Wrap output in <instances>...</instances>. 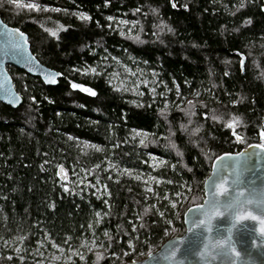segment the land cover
Returning a JSON list of instances; mask_svg holds the SVG:
<instances>
[{
	"label": "trees",
	"instance_id": "obj_1",
	"mask_svg": "<svg viewBox=\"0 0 264 264\" xmlns=\"http://www.w3.org/2000/svg\"><path fill=\"white\" fill-rule=\"evenodd\" d=\"M0 17L62 74L49 86L7 67L22 103L0 102V264L142 259L184 233L217 157L264 144V0H0ZM121 65L154 76L155 95L117 88Z\"/></svg>",
	"mask_w": 264,
	"mask_h": 264
},
{
	"label": "water",
	"instance_id": "obj_2",
	"mask_svg": "<svg viewBox=\"0 0 264 264\" xmlns=\"http://www.w3.org/2000/svg\"><path fill=\"white\" fill-rule=\"evenodd\" d=\"M0 26V102L17 108L22 97L15 90L8 66L39 77L49 86L57 85L62 74L38 61L30 50L26 33L7 25L1 17ZM15 30L23 34L26 43ZM17 44L21 47L17 48ZM244 64L245 57L240 56L241 69ZM49 73L59 74L55 84L46 82ZM68 82L72 90L83 91V85ZM73 84L81 88H73ZM258 145L220 155L227 157L224 161L217 157L203 184V201L184 212V233L166 239L151 255L126 264H264V234L259 231V221H235L236 215L249 211L264 218V210L247 203L264 200V149ZM57 174L61 181L68 180L69 174L63 165L58 166ZM218 185L227 189L226 196L214 198ZM241 192L243 195H238ZM229 204L232 206L226 207ZM216 212L221 215H215Z\"/></svg>",
	"mask_w": 264,
	"mask_h": 264
},
{
	"label": "rangeland",
	"instance_id": "obj_3",
	"mask_svg": "<svg viewBox=\"0 0 264 264\" xmlns=\"http://www.w3.org/2000/svg\"><path fill=\"white\" fill-rule=\"evenodd\" d=\"M115 27L118 28L120 33H125V32L131 33L133 22H129L126 20H118ZM114 78L115 80L113 79V82H114V85L117 86V88H123L124 86L126 88H129L128 90L132 94H136V93L141 94L145 89H147V91L149 92L151 96L155 95L156 78L154 76H152L151 78H148L147 75L144 72H141L140 70L131 71L126 66L121 65L120 68H117V67L115 68ZM137 136H139L140 138L144 137V135L140 133H138ZM160 164H161V161H159L158 159L154 157L150 158V162H149L150 166L158 167ZM149 179H151V177ZM72 180H73V177H71V174H69L67 181L71 182ZM143 180L148 181V178L145 177L143 178ZM78 181L79 183H85L84 180H81V179H78ZM88 186L90 188H93L96 192H99L102 189V185H100V183L98 182L91 183ZM150 186H151L150 184L149 185L147 184L145 185V188L150 189ZM184 203L180 207V210L183 209ZM180 210L177 212V214H180ZM58 250H59L58 254L54 253L51 257L52 259L58 258L60 257V255L61 256L63 255V250L61 248H58ZM101 250L102 248L100 246H97L93 241L91 242V244H89V252H92V251L99 252ZM66 258L69 260L71 257L66 256Z\"/></svg>",
	"mask_w": 264,
	"mask_h": 264
},
{
	"label": "snow or ice",
	"instance_id": "obj_4",
	"mask_svg": "<svg viewBox=\"0 0 264 264\" xmlns=\"http://www.w3.org/2000/svg\"><path fill=\"white\" fill-rule=\"evenodd\" d=\"M10 2H12V3H16V0H10ZM26 6H27L28 8H30V9L40 10V6H39L38 4H28V5H26ZM173 6L175 7L176 5L173 4ZM240 6L243 7V3H241ZM45 10H46V9H45ZM57 11H58V9H57ZM80 18H81V19H84V20L90 19V17H88V16H86V15H84V14H81V15H80ZM110 19H111V18H110ZM0 27H2V26H0ZM15 31H16V32L18 33V35L20 36L21 40H24V42L26 43V40L24 39L23 34H22V33H19V30H15ZM51 35H52V36H56L57 33H56L55 31H52V32H51ZM16 47L19 48V47H21V45H20V44H17ZM93 71H94V70H93ZM57 75H59V74H57V73H49L48 76L46 77V82L51 83V84H55V83H56V76H57ZM72 87H73V88H81L80 85H76V84H73ZM81 90H83V91H85V92H88V93L91 94V95H95V94H96V93H95L94 91H92L91 89L82 88ZM214 119H215V117H214ZM238 123H239L238 119L233 120V121H231V122H229V123L227 124V127H229V128H234V126H235L236 124H238ZM262 136H264V133H262ZM237 139L239 140V139H241V138H240V137H237ZM141 143H144V141L141 140ZM257 147H259V148H261V149H264V144H260V145H258ZM241 155H244V154H241ZM225 159H227V157H225V156L219 157V160H220V161H224ZM217 171H218V172L220 171V168H219V167H217ZM221 195L226 196V195H227V189H226L223 185H218V186L216 187L215 192L213 193V196H214V198H215V197H219V196H221ZM238 195H241V196H242L243 193H242V192H241V193H238ZM214 202H215V200H214V201H211L210 203H214ZM247 203H248V204H255L258 208L264 210V200H248ZM231 206H232L231 204L226 205V207H231ZM215 215H221V213L216 212ZM244 220L259 221V224H260V229H259V231H260L262 234H264V218H261V217L258 216V215H254V214H253L252 212H250V211H249V212H246V213H243V214H238V215L235 216V221H236L237 223L240 222V221H244ZM201 223H204V221H201ZM149 255H151V253H149ZM237 255H239V253H237ZM98 258H99V254H98Z\"/></svg>",
	"mask_w": 264,
	"mask_h": 264
}]
</instances>
